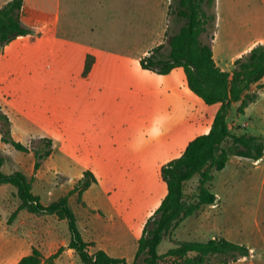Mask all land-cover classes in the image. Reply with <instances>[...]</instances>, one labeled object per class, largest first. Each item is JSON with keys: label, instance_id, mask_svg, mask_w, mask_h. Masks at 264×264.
I'll use <instances>...</instances> for the list:
<instances>
[{"label": "crops", "instance_id": "1", "mask_svg": "<svg viewBox=\"0 0 264 264\" xmlns=\"http://www.w3.org/2000/svg\"><path fill=\"white\" fill-rule=\"evenodd\" d=\"M9 1L0 0V8ZM65 1L24 0L22 23L32 32L0 47V104L10 118L12 136L16 141L25 145L39 138L53 141L52 155L37 172L34 155L29 160L28 169L33 172L31 178L27 172L20 170L32 181L33 193L40 196L44 205H48L66 195L85 171H92L98 183L82 194V202H78L76 195L70 197L81 234L86 242L94 243V246L89 247L91 254L104 250L112 257L124 258L132 263L142 232L139 237H132L128 232L130 216L125 213L128 212L129 198L122 207L110 210L111 217L107 220L100 218L103 216L101 209L106 205L105 199L100 205L92 192L101 184L100 179L109 177L113 170L116 171L115 175L121 174V178L136 180L133 186H149V192L138 193L139 196L153 193L148 180L157 176L163 180L162 167L180 157L195 137L209 132L220 104L207 105L197 97L189 89L181 67L167 75L142 68L141 60L165 42L161 40V32L165 29L164 11L161 26L151 44L159 42L150 52L146 43L143 47L129 46L125 51L120 49L114 52L97 45L91 22L87 20L84 23L77 15L74 16L64 5ZM234 1L236 8L240 4L244 5L247 16H264V0ZM216 11L214 59L222 70L229 71L237 58L263 43L264 36L253 38L237 53L227 51L219 44L221 0L216 1ZM88 56L94 58V63L89 74L83 75ZM220 58H228V64L223 65ZM132 75L141 77L143 81L135 83ZM148 81L152 84L148 85ZM103 84L106 86L101 90ZM254 86L252 91L256 92ZM75 90L81 93V97L73 98L72 92ZM256 93V101L242 113L247 114L251 110L249 121L237 118L240 123V130L235 132L237 135L248 133L264 138V91ZM119 98L130 107L118 124L124 129V134L118 136L120 142L116 145L121 150L118 155H114L108 136L113 137V121L119 114L109 105ZM235 105L238 107L239 103ZM100 113H105L106 117L100 119ZM248 128L252 132H246ZM196 130L200 132L195 133ZM132 131L136 133V138L129 145L137 148L134 151L136 156L128 157L123 153L126 143L121 142L129 137L126 133ZM229 162H234L238 168L236 174L250 164L247 173L250 185H256L257 180L259 195L264 203V154L258 160L232 156ZM45 168L56 170L67 181L66 189L58 194V198L50 199L47 194L36 190L34 177ZM123 194L127 197L130 195ZM217 197L218 200L222 199L220 195ZM19 204L15 187L0 185V264H18L32 254L34 248L40 250L45 258L63 249L55 259V264H83L69 246L71 237L66 220H60L55 215H37L22 210L9 222ZM262 212L264 218V207ZM258 217L260 215H257L256 224L260 225ZM229 236V239H225L245 245L251 252L250 244L233 241L236 233L230 231ZM253 255L255 252L252 251L250 257ZM131 257L134 259L129 262Z\"/></svg>", "mask_w": 264, "mask_h": 264}, {"label": "trees", "instance_id": "2", "mask_svg": "<svg viewBox=\"0 0 264 264\" xmlns=\"http://www.w3.org/2000/svg\"><path fill=\"white\" fill-rule=\"evenodd\" d=\"M217 0H171L169 14L181 25L173 34L166 33L163 44L155 47L141 60L143 69L167 75L175 68L184 69L189 89L205 104H220L211 129L190 141L183 154L162 167V179L166 194L158 208L150 216L138 239L135 259L132 263L124 258L110 256L104 250L91 254L78 227L77 215L70 205V197L76 195L82 202V194L98 183L90 170L76 182L74 187L58 200L44 205L40 196L32 191V181L21 171L5 173L2 167L9 159L0 152V185L9 184L17 189L20 204L10 216L12 222L22 210L37 215H55L66 220L70 232V248L74 249L83 264H230L240 258L249 257L250 250L225 238L208 241H182L174 243L164 254L159 247L169 232L180 220L191 217L202 206L218 203L217 195L206 186L215 179L211 169L219 172L228 164L230 157L241 156L258 160L264 154V138L248 133L237 135L232 131L228 115L234 104L242 114L258 95L252 91L264 78V43L254 46L248 53L237 58L232 68L222 70L214 59L213 42L217 31ZM24 0H11L0 8V47L8 45L19 36L32 31L22 23ZM168 46V52L163 50ZM94 58L88 56L83 75L92 69ZM11 121L0 104L1 142L18 152L33 153L35 172L52 155L53 141L49 138L32 140L28 145L16 141L12 136ZM196 175L201 185L194 200L186 199L185 184ZM63 249L45 258L40 250L24 257L18 264H55Z\"/></svg>", "mask_w": 264, "mask_h": 264}, {"label": "rangeland", "instance_id": "3", "mask_svg": "<svg viewBox=\"0 0 264 264\" xmlns=\"http://www.w3.org/2000/svg\"><path fill=\"white\" fill-rule=\"evenodd\" d=\"M161 3V4H160ZM171 0H66V8L77 15L84 23L89 20L93 28L94 38L99 47L110 51H125L126 47H143L146 44L148 52L153 49L155 44H151L154 35L160 28L162 23V14L164 11L163 27L173 34L178 31L181 21L175 19L169 14V6ZM240 4L235 7L234 0H221L222 22L220 27L219 44L227 51L239 52L247 42L255 37L264 36V16L259 18L253 15L249 17L245 13V7ZM162 9V10H161ZM168 13V14H167ZM161 32V40H166L165 30ZM166 32V33H167ZM160 40V41H161ZM264 43V39H262ZM151 44V45H150ZM119 46V47H117ZM111 48V49H110ZM168 52V46L163 50ZM138 60V59H137ZM136 60V61H137ZM223 65H227L229 59H221ZM135 61V62H136ZM137 75H132L135 83L143 81ZM148 85L152 82L148 81ZM102 88L106 84L101 85ZM73 88L78 89L76 86ZM256 92L264 91V80L259 86L253 88ZM75 90L73 98L81 97V93ZM194 100V98H190ZM195 101V100H194ZM130 107L123 99H115L109 105L118 115L115 116V129L112 136H108L110 144L113 146L114 155H118L121 148L116 145L119 141L118 136L123 133L124 129L118 126L120 120L125 118L126 111ZM237 113V106H233L228 115V121L235 133L240 130L241 121H249V115ZM106 117L105 113H100L99 118ZM206 129V127H203ZM200 132L196 130L195 133ZM246 132H252L250 128ZM128 138L123 139L121 143H126L123 148L124 156H136L134 151L137 148L131 147L136 138V133L132 131ZM128 145V146H127ZM0 152L9 157L3 166V171H25L28 177L33 176L32 170H29V160L33 157L32 153H23L16 151L10 145L0 142ZM58 156V155H56ZM57 159V158H56ZM114 166V165H112ZM116 167L118 165H115ZM250 164L244 171L236 174L238 169L233 162H229L226 168L222 171L211 169L215 175V179L207 183L206 186L214 193L221 196L216 205L202 206L194 215L184 218L179 221L177 227L172 229L160 245L159 251L164 254L174 246L176 242L182 241H208L213 238L229 239L230 231L236 237L233 241H243L250 244L252 251L255 252L253 257H243L235 263L231 264H264V218L262 217V207L264 203L259 195L257 180L256 185H250L249 173ZM116 171H110L109 177L101 178V184L95 187L92 196L100 203L105 199L106 205L102 207V219H110V210L115 207H122L129 198V207L126 215L130 216V228L128 232L132 237H139L143 226L147 219L153 215L158 208L162 198L164 197L167 188L160 176L154 179H149V185L153 188V193L148 196H139L138 193L149 192V186H133L136 180H127L121 174H116ZM103 176V175H102ZM33 182L36 190L42 194H47L48 197L58 198V194L66 189V179L61 176L56 170L45 168L35 175ZM63 185V186H62ZM201 185L200 176L196 175L185 184L186 199L194 200L195 195ZM129 193L127 197L123 193ZM106 193V194H105ZM55 196V197H54ZM103 205V204H102ZM257 215H260V225L256 224ZM237 240V241H236ZM132 247H134L133 242ZM134 257L129 259L132 262ZM162 264H169L170 259H162Z\"/></svg>", "mask_w": 264, "mask_h": 264}]
</instances>
